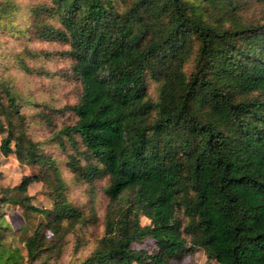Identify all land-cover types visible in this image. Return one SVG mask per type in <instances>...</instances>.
I'll use <instances>...</instances> for the list:
<instances>
[{
  "label": "trees",
  "instance_id": "1",
  "mask_svg": "<svg viewBox=\"0 0 264 264\" xmlns=\"http://www.w3.org/2000/svg\"><path fill=\"white\" fill-rule=\"evenodd\" d=\"M24 8L28 18L19 20L23 5L0 0V30L22 42L1 54L11 66L0 71V153L41 172L0 185V264H59L69 235L97 225L93 250L68 264H170L197 250L218 264H264V0H39ZM56 58L67 61L63 76L78 98L35 102L30 81L19 85L11 67L27 78L56 75L45 66ZM26 104L38 110L26 114ZM31 124L47 136L37 138ZM36 182L50 208L32 203ZM71 184L88 186L89 205L69 197ZM98 192L108 198L102 216ZM5 204L27 223L38 215L29 234L21 228V246L7 238ZM145 239L156 251L135 247Z\"/></svg>",
  "mask_w": 264,
  "mask_h": 264
},
{
  "label": "rangeland",
  "instance_id": "2",
  "mask_svg": "<svg viewBox=\"0 0 264 264\" xmlns=\"http://www.w3.org/2000/svg\"><path fill=\"white\" fill-rule=\"evenodd\" d=\"M21 5L23 9L19 15V20H24L28 18L26 8L27 4L35 3L39 0H15ZM22 15V17H21ZM24 42V41H23ZM30 45L44 50H54L62 48V46L56 43L41 42L37 40L30 41ZM0 71L3 72L7 66H11L6 61L3 55L6 49L10 51H18L22 47V42H18L10 34L4 33L0 30ZM68 65L67 61L64 59H53L47 61L45 65L48 70L55 72L56 75L44 76L39 75L25 77L20 73V70L16 67H11V72L17 75L22 80L18 81V84L25 87L29 82L31 84L32 90L28 92L31 94L32 100L39 102L41 104H50L56 106H62L66 103L76 102L78 98V85L65 78L63 75L65 73V68ZM149 93L151 97H157V86L156 83L152 82L149 85ZM38 110L33 104H26L24 106V112L26 114H33ZM35 132L37 138L43 139L47 136V128L40 124H31V131ZM49 136V135H48ZM2 135L0 134V143ZM56 155L61 156V151L54 148ZM40 168L37 166L30 165L27 160L19 161L14 153L9 155H3L0 153V173L2 174V179L0 180V185L4 187H13L20 183L24 175L39 174ZM66 177L70 180L71 175L69 172H65ZM29 194L31 195L32 203L38 207L50 208L52 206V199L48 195V190L42 182H36L32 184L29 188ZM69 197L77 204H82V206L89 205L90 193L87 185H75L71 184ZM108 204V198L104 196L102 192L97 193V208L99 214L102 216L106 210ZM2 212L5 213V219L10 226V230L7 233V238L11 244L21 246L20 239L23 237L21 228L26 226L28 234L30 233L32 226L37 223L38 215L35 214L31 216L30 223L23 214V210L19 207H14L11 204H5ZM149 219L146 217H141V223L143 225L149 224ZM80 238L77 235L70 234L68 237L66 251L62 254V258L59 264H68L71 256L75 254L80 256L81 259L86 257L91 250H93V243L102 235L103 226L97 225L90 227L89 230L84 232ZM87 243L86 245H84ZM137 248H147L149 251H156V245L153 240L145 239L141 244H135ZM78 249V250H77ZM170 264H218L215 261H210L207 259L206 254L203 250H197L194 253L178 252L175 256H172Z\"/></svg>",
  "mask_w": 264,
  "mask_h": 264
}]
</instances>
